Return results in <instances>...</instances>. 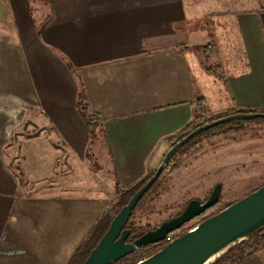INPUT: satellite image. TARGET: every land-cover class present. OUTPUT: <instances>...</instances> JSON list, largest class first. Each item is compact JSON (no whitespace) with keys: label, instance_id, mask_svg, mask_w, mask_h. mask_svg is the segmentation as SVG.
Here are the masks:
<instances>
[{"label":"crops","instance_id":"obj_1","mask_svg":"<svg viewBox=\"0 0 264 264\" xmlns=\"http://www.w3.org/2000/svg\"><path fill=\"white\" fill-rule=\"evenodd\" d=\"M259 4L0 0V264H68L113 197L161 165L198 103L205 116L264 109ZM80 86L103 123L93 147ZM237 264H264V250Z\"/></svg>","mask_w":264,"mask_h":264},{"label":"water","instance_id":"obj_2","mask_svg":"<svg viewBox=\"0 0 264 264\" xmlns=\"http://www.w3.org/2000/svg\"><path fill=\"white\" fill-rule=\"evenodd\" d=\"M264 119V114H235L201 126L171 147L151 179L142 186L128 203L113 217L107 232L91 251L83 264H111L147 246L168 241L169 236L184 225L200 217L217 205L221 184H217L206 201L191 200L183 212L158 228L127 243L130 230L125 226L132 211L168 166L170 157L197 134L218 125L235 120ZM264 225V185L241 200L227 206L215 216L208 218L185 234L169 242L154 255L137 264H208L228 247L244 240L246 236Z\"/></svg>","mask_w":264,"mask_h":264},{"label":"trees","instance_id":"obj_3","mask_svg":"<svg viewBox=\"0 0 264 264\" xmlns=\"http://www.w3.org/2000/svg\"><path fill=\"white\" fill-rule=\"evenodd\" d=\"M213 44H208L205 46H202L201 55L204 60H207L210 56L207 52H205L204 49L211 50ZM203 65V64H202ZM206 73L210 75H214L217 79H222V69L219 66H205ZM77 110L81 116L82 121L84 122V125L86 126L87 130L90 133V140L99 139V137L102 135L103 132V123L100 117L97 113H95L89 104L88 97L85 93V90L82 86H80V89L78 90L77 94V102H76ZM255 113H261L264 114V109H255V110H229L225 113L208 117L205 116L207 114L205 108L202 106V104L196 105L195 110V118L194 121L179 135H177L175 138H173L170 141V146L173 147L175 144H177L179 141H181L183 138H185L187 135H189L191 132L196 130L197 128L204 126L208 123H211L213 121L219 120L221 118L235 115V114H255ZM257 120H264V119H243V120H235L230 121L227 123H223L221 125H218L210 130L204 131L202 133L197 134L195 137H193L190 141H188L186 144H184L181 148H179L171 157L168 166L163 170L159 178L156 180V182L152 185V187L149 189V191L142 197V199L138 202L134 210L132 211V214L125 226V229L130 230V235L127 239V243H132L134 240L139 238L140 236L144 235L145 233L149 231H153L156 228L160 226L165 221H168L174 217L179 216L189 201L191 200H199L196 198H189L185 203L181 204L183 207L181 209L175 210L171 215L167 216L169 207H166L165 209H161V212H154L153 210L149 209L144 206L145 203L149 201V197L151 194L155 193L157 194L159 187L162 184L163 179H165L166 175H171V173H174L175 171H178L181 169L182 166L186 167V165L181 163L179 164V158L189 153V148L196 145L198 143L199 139H206L209 136L216 135V134H224L230 131H233L237 129V127L254 123ZM242 129V127L240 128ZM239 129V130H240ZM200 142V140H199ZM186 157V156H184ZM164 158V156H163ZM154 174V173H153ZM153 174L149 175L147 178L142 180L140 183L135 184L134 186L126 189L125 191H122L114 204H112L107 211H104L101 215V217L97 220L96 224L93 226L91 231L88 233L85 240L82 242V244L77 248L76 252L68 262V264H83L84 261L88 258L91 251L95 248V246L98 244L100 239L104 236V234L107 232L109 225L113 219L114 216L121 210L128 201L132 198V196L142 187L144 186L149 179L153 176ZM221 184L219 182H214L212 184V188L209 192V195L211 194L213 188L217 185ZM222 185V184H221ZM264 185V183H263ZM261 185V186H263ZM259 186L258 188H260ZM257 188V189H258ZM257 189L253 190L252 192L256 191ZM250 192V193H252ZM249 193V194H250ZM209 195L203 200H199L201 202H204L207 200ZM220 198V197H219ZM236 202V201H235ZM219 203V200H218ZM217 203V204H218ZM234 203V202H233ZM232 203V204H233ZM231 205V204H229ZM227 205V206H229ZM227 206L218 209L214 213L210 214L209 216H206L202 218L201 221H199L197 224L192 225L190 229L183 230L179 232L176 236L172 237L169 241H165L163 243H160L158 245L153 246H147L139 251H135L133 254L128 255L127 257L117 261L112 262L111 264H137L138 262L147 259L148 257L154 255L158 251H160L163 247H165L169 242L175 240L176 238L180 237L181 235L185 234L189 230L193 229L195 226L203 222L204 220L211 218L212 216H215L220 211H222ZM216 207V206H215ZM214 207V208H215ZM143 209V211H142ZM147 209L146 213L144 214V210ZM141 210L143 212L139 213L138 211ZM213 209H209L206 211L203 215L207 214L208 212L212 211ZM155 219H158L156 222ZM152 222H154L152 224ZM264 250V225L261 226L256 231L252 232L248 236L245 237L244 240L240 241L239 243L234 244L231 247H228L225 252L221 253L217 258L211 262V264H237L239 262H243L247 260L249 257L254 255L257 252H260Z\"/></svg>","mask_w":264,"mask_h":264},{"label":"rangeland","instance_id":"obj_4","mask_svg":"<svg viewBox=\"0 0 264 264\" xmlns=\"http://www.w3.org/2000/svg\"><path fill=\"white\" fill-rule=\"evenodd\" d=\"M258 1L261 3L260 6H264V0ZM216 27L222 26L216 23ZM213 116L216 115L208 117ZM199 140L196 145L189 148V153L178 159V163H181V166L185 164L186 167L182 166L180 170L166 175L158 193L151 194L149 201L144 204L154 212H161V209L169 207L167 213L169 216L175 210L181 209L183 207L181 204L189 198L203 201L209 195L214 182L222 183L219 203L216 207L189 222L184 230L190 229L192 225L218 209L241 200L264 183V120H257L222 135L216 134ZM95 144L94 139L92 147ZM98 157V161L106 162V156ZM149 175L151 173L145 178ZM121 192L120 190L118 195L113 197L112 204ZM142 211L138 212L143 214ZM146 211L147 209L144 210V214ZM157 220L155 219L154 222ZM178 233H172L168 241Z\"/></svg>","mask_w":264,"mask_h":264},{"label":"flooded vegetation","instance_id":"obj_5","mask_svg":"<svg viewBox=\"0 0 264 264\" xmlns=\"http://www.w3.org/2000/svg\"><path fill=\"white\" fill-rule=\"evenodd\" d=\"M200 217H201V216H200ZM186 225H187V224H186ZM186 225H184L180 230H178V231H176V232H181V231H183ZM174 233H175V232H174Z\"/></svg>","mask_w":264,"mask_h":264},{"label":"bare ground","instance_id":"obj_6","mask_svg":"<svg viewBox=\"0 0 264 264\" xmlns=\"http://www.w3.org/2000/svg\"><path fill=\"white\" fill-rule=\"evenodd\" d=\"M213 259H214V258L210 259V260L208 261V263L211 262Z\"/></svg>","mask_w":264,"mask_h":264},{"label":"built area","instance_id":"obj_7","mask_svg":"<svg viewBox=\"0 0 264 264\" xmlns=\"http://www.w3.org/2000/svg\"><path fill=\"white\" fill-rule=\"evenodd\" d=\"M110 204H112V203H110ZM107 209H108V208H107ZM107 209H106V210H107Z\"/></svg>","mask_w":264,"mask_h":264}]
</instances>
